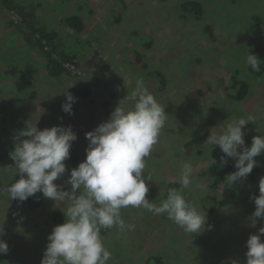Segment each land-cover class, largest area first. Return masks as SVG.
Returning a JSON list of instances; mask_svg holds the SVG:
<instances>
[{"label": "rangeland", "instance_id": "rangeland-1", "mask_svg": "<svg viewBox=\"0 0 264 264\" xmlns=\"http://www.w3.org/2000/svg\"><path fill=\"white\" fill-rule=\"evenodd\" d=\"M10 1L32 5L42 28L54 30L61 38L57 42L76 55L77 66L58 78L45 73L43 57L27 46L19 32V16L9 13L0 0L2 181L15 173L3 168L14 167L4 143L13 145L14 134L27 121L37 122L41 130L71 126L77 139L65 161L70 170L85 159V133L106 121L118 104L132 107L131 101L125 104L122 99L142 79L168 115L147 159L145 172L152 181L146 180V198L159 205L166 198L168 184L179 180L183 163L190 162L193 183L182 194L198 212L206 213V225L211 229L189 236L166 213L123 208L125 229L112 227L109 234H100L112 254L108 264H147L153 255L160 257L162 264H245L246 240L264 227L260 219L251 226L245 195L251 174L258 183L264 177V153L254 158L256 170L246 179L222 188L224 180L215 176L220 167L208 168L210 158L218 162L214 145L204 143L210 131L221 133L227 123L241 117H254L244 126L245 146L251 145L253 136L264 135V74L253 76L246 63L250 50L264 48V0H199L203 8L200 18L181 9L185 0ZM72 15L81 17L82 31L67 24L66 18ZM10 67L30 70L32 78L27 79L32 85L18 90V77L8 72ZM157 71L166 77L162 90L160 79L153 74ZM232 73L250 86L243 101L228 97ZM81 86L90 89L85 96L77 93ZM65 91L76 97L71 115L61 109ZM233 164L227 174L236 170ZM69 174L66 171L54 183L67 190ZM176 188H180L178 182ZM67 206V202L44 198L39 208L29 210L0 194V239L8 245V252L0 254V264H40L47 237L59 225L51 220L52 213L60 209L65 214Z\"/></svg>", "mask_w": 264, "mask_h": 264}, {"label": "clouds", "instance_id": "clouds-1", "mask_svg": "<svg viewBox=\"0 0 264 264\" xmlns=\"http://www.w3.org/2000/svg\"><path fill=\"white\" fill-rule=\"evenodd\" d=\"M246 63L253 71H260V59L255 54L249 52ZM63 94L65 102L61 109L71 115L76 97L67 91ZM122 100L125 104L131 101L132 107L118 104L106 121L85 133L88 141L85 159L70 170L65 161L70 158L72 142L77 139L71 126L58 125L41 130L37 122L27 121L25 127L14 134L13 148L9 154L5 152L14 167L3 168L14 170L19 178L7 187H0V194H7L8 200L23 202L39 192L55 203L67 202L68 205L64 214L67 220L54 226L48 235L40 264H108L112 254L103 244L101 229L124 230L126 224L121 209L129 206L143 208L154 215L166 213L189 236L202 233L206 227L211 229V225H206V213L198 212L182 194L193 183L194 169L190 162L183 163L179 180L172 181L179 183V189H169L159 205L146 198L149 191L146 180L152 181L145 172L147 159L158 143L168 115L165 106L147 90L142 79L136 81L135 88ZM253 120L252 116L234 119L221 133L210 131L204 143L220 148L222 166L227 164L228 158L234 161L236 170L227 174L222 188H230L246 179L257 166L254 158L264 153V135L253 136L251 145L245 146L244 126ZM216 163L210 158L208 168ZM66 171L70 172L65 181L67 190L54 183ZM258 191V196L250 197L255 205L250 217L253 227L257 219L264 221V177L259 180ZM262 237L264 227H260L257 234L249 235L245 264H264ZM7 252V243L0 239V254ZM232 264L237 262L232 261Z\"/></svg>", "mask_w": 264, "mask_h": 264}, {"label": "trees", "instance_id": "trees-1", "mask_svg": "<svg viewBox=\"0 0 264 264\" xmlns=\"http://www.w3.org/2000/svg\"><path fill=\"white\" fill-rule=\"evenodd\" d=\"M5 8L7 11L13 12L17 14L20 18V22H17L19 32L21 36L23 37V40L29 47H33L36 49L39 54L43 57L44 60V70L45 73H47L49 76L53 78H58L60 76H64L67 74H70L69 66H77L74 58L76 55L70 54L69 50L64 47L62 42H57V40H61L60 36L57 37V34L54 30L45 31L42 28V25L39 21H37L36 16L34 15V7L32 5L25 6L20 4H14L10 0H2ZM181 9L185 12L192 13L196 16V18H200L203 14V8L201 5V2L199 0H185L180 5ZM184 16V15H182ZM117 19L119 18L116 17ZM38 22V24H36ZM66 22L70 23L77 32H80L84 29V25L82 23L81 17L79 15H72L68 16L66 18ZM146 46H150L149 44H146ZM31 49V48H30ZM251 53L255 54L260 59V71L256 72L251 69V67L248 65L249 71L253 76H261L264 74V48H258V49H252L250 50ZM139 56V55H138ZM140 57H137V61H139ZM69 65V66H67ZM143 67H146V63L142 64ZM12 68V69H11ZM8 72H13L14 75H17L18 79L16 80L15 87L18 90H24L27 89L32 85L31 79L32 78V72L30 70L22 69V70H15L13 67H10L8 69ZM158 79L161 81L160 88H164L166 85V77L159 71L156 73H153ZM38 78V77H37ZM36 78V79H37ZM230 88L228 91V97L235 101H243L249 94V88L248 82L244 79H239L236 74L232 73L230 77ZM88 87H80L78 88V95L85 96V94L89 93ZM4 111V109H2ZM3 120L5 121L7 117L3 116ZM0 144H1V138H0ZM5 146V152L9 154V152L12 150L13 145L9 142L4 143ZM246 145V142H245ZM214 147V146H213ZM211 148V147H210ZM214 153L216 156H218V162L213 165L211 168H215L217 166L220 167L218 175H215L220 180H224L227 172L230 171L233 160L231 158H228V162L226 165H221L220 158L223 156V153L221 152L220 148L218 146L214 147ZM73 153V151H72ZM262 163H264V157L262 159ZM256 168L253 169L255 171ZM13 175V176H12ZM8 181L3 182L0 177V187H7L14 183L16 179H18V174L15 172L12 174ZM250 180V186L247 188V191L245 192V195H248V205H246V208L248 206L249 212L252 215V213L255 210V205L253 201L250 199L251 196L259 195L258 191V182L256 176L253 174L249 177ZM177 183H169L167 187V192L171 188H176ZM7 195V194H6ZM11 201L18 203L25 208L29 210H34L39 208L43 202L44 197L41 193H36L34 196L29 197L26 201L18 202L17 200L10 199ZM51 220L53 223L56 224H62L65 220L64 212L60 209H56L53 211ZM109 229H101V233L103 235L109 234ZM264 239V237H262ZM147 264H162V260L158 256H151L147 260Z\"/></svg>", "mask_w": 264, "mask_h": 264}]
</instances>
